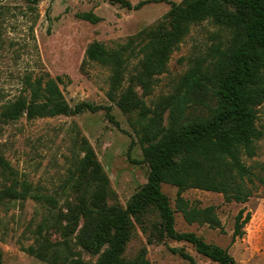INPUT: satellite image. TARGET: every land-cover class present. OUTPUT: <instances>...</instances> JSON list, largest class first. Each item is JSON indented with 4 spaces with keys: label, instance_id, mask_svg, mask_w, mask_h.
<instances>
[{
    "label": "rangeland",
    "instance_id": "obj_1",
    "mask_svg": "<svg viewBox=\"0 0 264 264\" xmlns=\"http://www.w3.org/2000/svg\"><path fill=\"white\" fill-rule=\"evenodd\" d=\"M132 4L151 1L140 10L129 11L104 0H0V113L4 105L28 96L25 79L50 75L62 79L59 85L70 106L89 103L97 111L16 122L0 120V155L40 193L55 195L51 212L32 199L0 204V264H95L100 254L84 250L77 242V230L68 221L69 209L78 204L91 180V164L99 166L108 179L107 207L126 209L147 183L150 172L142 145L157 136L159 143L171 128L176 104L186 102L179 125L209 114V108L195 100L218 90V81L189 90L182 77L193 68L208 69L217 60V49L227 48L229 33L210 22L194 25L172 52L163 72L157 73L146 59L143 47L171 30L172 6L183 0H129ZM92 12L101 21L92 24L78 14ZM135 42L125 55L127 61L115 98L111 100L113 71L86 60L94 41L108 49ZM151 47V46H150ZM150 49H146L149 52ZM212 91V92H211ZM194 95H191V94ZM132 98L135 105L126 104ZM255 125L263 137L256 141V155L243 157L256 175L253 197L244 204L226 203L222 194L187 189L182 197L190 207L216 208L221 228L188 224L176 209L178 189L164 184L175 211L178 233H195L206 243L227 249L237 264H264V100L255 108ZM173 128V127H172ZM171 128V129H172ZM87 162V177L79 174ZM83 177V178H82ZM0 175V189L9 186ZM58 194V195H56ZM251 213L245 234L232 244L235 218L240 210ZM160 222L155 208L131 219L129 241L123 260L131 262L145 251L151 264H189L172 249L182 250L197 264H218L197 253L184 241L159 239ZM45 230L37 235L39 225ZM34 247L31 255L24 248ZM61 254V257H57Z\"/></svg>",
    "mask_w": 264,
    "mask_h": 264
},
{
    "label": "trees",
    "instance_id": "obj_2",
    "mask_svg": "<svg viewBox=\"0 0 264 264\" xmlns=\"http://www.w3.org/2000/svg\"><path fill=\"white\" fill-rule=\"evenodd\" d=\"M113 5L135 11L151 1L132 4L129 0H104ZM173 22L171 30L154 38L143 47L146 59L157 73L164 71L172 52L190 33L192 26L210 22L229 33L227 48L217 49V60L203 71L193 68L182 77L183 86L189 90L201 87L210 92L204 84L218 81V90L211 91V107L205 100L207 95L196 98L195 103L209 108L206 117H200L179 125L186 102L176 104V113L171 116L172 125L165 137L155 143L157 136L142 145L143 154L150 172L147 183L133 198L126 209L107 207L108 179L101 168L91 164V180L84 188L78 204L69 209L68 221L75 229L83 219L77 242L87 252L98 255L95 264H151L145 251L131 262L123 260L129 241L131 219L144 213L149 207L155 208L160 222L155 230L159 239L168 237L191 244L198 254L218 264H237L227 249L206 243L195 233H178L175 229V211L169 197L163 193L164 184L178 189L176 209L188 224H208L221 228V221L214 206L205 209L190 207L182 193L187 189H199L222 194L226 203H247L256 189V175L243 161L256 155L255 143L263 137L255 125L254 108L264 100V0H183L172 6ZM82 20L92 24L101 19L92 12L78 14ZM135 38H130L125 46L108 49L103 43L94 41L85 53V59L110 67L113 71L112 86L108 97L113 100L119 89L126 69V53ZM151 46V47H150ZM146 49H150L146 52ZM62 79L50 75L35 80L25 79V91L16 100L6 103L0 113L2 122H16L21 118L33 121L56 116H71L84 111H97L99 107L80 103L70 108L60 88ZM191 95H194L193 93ZM127 97H130L129 95ZM126 104L135 105L132 98ZM87 162L79 174L85 176ZM0 175L9 186L0 189V204L5 202H25L28 199L44 206L50 212L57 206L55 195L40 193L27 180H20L18 172L0 155ZM83 178V177H82ZM58 195V194H56ZM251 220V213L239 211L235 218L232 244L244 236L245 226ZM45 230L39 225L40 235ZM31 255L37 253L34 247L24 248ZM189 264H197L192 256L182 250L172 249ZM58 254L57 257H61ZM81 264L80 261H70Z\"/></svg>",
    "mask_w": 264,
    "mask_h": 264
},
{
    "label": "water",
    "instance_id": "obj_3",
    "mask_svg": "<svg viewBox=\"0 0 264 264\" xmlns=\"http://www.w3.org/2000/svg\"><path fill=\"white\" fill-rule=\"evenodd\" d=\"M159 140V139H158ZM158 140L156 141V143L158 142Z\"/></svg>",
    "mask_w": 264,
    "mask_h": 264
}]
</instances>
